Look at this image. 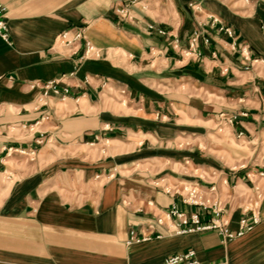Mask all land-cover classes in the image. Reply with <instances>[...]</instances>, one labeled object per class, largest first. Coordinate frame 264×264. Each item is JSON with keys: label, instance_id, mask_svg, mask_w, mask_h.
<instances>
[{"label": "crops", "instance_id": "obj_1", "mask_svg": "<svg viewBox=\"0 0 264 264\" xmlns=\"http://www.w3.org/2000/svg\"><path fill=\"white\" fill-rule=\"evenodd\" d=\"M0 4V264H264V0ZM223 114L237 167L209 152ZM172 207L234 235L175 234Z\"/></svg>", "mask_w": 264, "mask_h": 264}, {"label": "built area", "instance_id": "obj_2", "mask_svg": "<svg viewBox=\"0 0 264 264\" xmlns=\"http://www.w3.org/2000/svg\"><path fill=\"white\" fill-rule=\"evenodd\" d=\"M80 37L79 33L75 34V38ZM0 38L4 40L5 42H9V33H8V27L7 23L4 20V7L0 4ZM63 40H67L68 42L72 41L73 38L67 36V33L62 34ZM71 38V39H70ZM88 50H91V47L87 44ZM54 92L57 93L59 90L55 88V86L52 87ZM186 192V193H183ZM182 201L186 204H192V205H203L205 206V202L202 199V194L199 192V190L195 187L191 186H184L183 190L181 192ZM211 211L217 215L219 212L218 207L216 205H212ZM171 216H174L178 218L179 223L176 224V227L172 230H169L175 234H183L188 232H194V231H204V230H210V229H217L218 232L223 237L231 238L233 237V233L228 230L227 223L222 221L221 218L212 217L209 222L205 223L203 222L199 215L197 213H192L189 216H187L184 212L180 211L176 207H172L170 211H168L164 218H157V222L159 224L163 223V220L169 219ZM247 225V223H246ZM172 226V225H170ZM161 234H158L160 236ZM150 236L147 235H137L133 231L130 232V236L128 239V243L132 242H140L145 241L149 239ZM160 264H205L200 262L195 254V251L193 249H186L180 252H176L174 254H171L163 259V261ZM207 264H227L224 260H218L213 261Z\"/></svg>", "mask_w": 264, "mask_h": 264}, {"label": "rangeland", "instance_id": "obj_3", "mask_svg": "<svg viewBox=\"0 0 264 264\" xmlns=\"http://www.w3.org/2000/svg\"><path fill=\"white\" fill-rule=\"evenodd\" d=\"M118 97L120 98L119 99L120 102L123 103L124 99L122 98V96L118 95ZM231 120L232 118L227 117L225 114H223V116H219L217 119L215 118L213 121L208 122L209 125L215 127L213 131L215 132V134L210 135L211 136L210 138L212 140V141L210 140V142H212V144H214V147L217 148L216 151H213V152L209 151V152L211 154H214L215 156L221 157L224 162L227 160L226 158L229 157L230 154L235 155L237 157L235 161L232 162L229 160L226 162L227 164H230V166L232 167L233 166L237 167L247 162L246 160L247 156L251 154L254 146L248 143L244 138H237L235 135L232 134V132L229 129V126L225 124L226 122L228 123ZM219 121L221 123L219 125L218 124L216 125V122H219ZM263 149H264V145L259 146L256 152L258 153L260 151L261 153ZM261 156L262 154H260L259 157L261 158ZM33 158H34L33 155H28V154L24 155V159L27 161L29 160V163L31 165H34L35 163L37 164V162L34 161ZM260 164H262V160L260 161ZM178 190L179 191H177V193L181 194L183 190V186L181 187V189H178ZM183 193H186V192H183Z\"/></svg>", "mask_w": 264, "mask_h": 264}]
</instances>
